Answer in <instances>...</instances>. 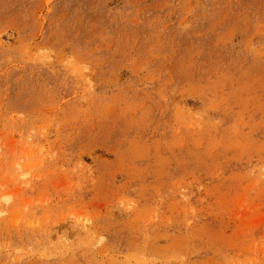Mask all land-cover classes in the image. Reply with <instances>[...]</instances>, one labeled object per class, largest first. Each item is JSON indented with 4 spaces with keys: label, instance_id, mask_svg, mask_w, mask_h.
Instances as JSON below:
<instances>
[{
    "label": "rangeland",
    "instance_id": "obj_1",
    "mask_svg": "<svg viewBox=\"0 0 264 264\" xmlns=\"http://www.w3.org/2000/svg\"><path fill=\"white\" fill-rule=\"evenodd\" d=\"M0 264H264V0H0Z\"/></svg>",
    "mask_w": 264,
    "mask_h": 264
},
{
    "label": "clouds",
    "instance_id": "obj_2",
    "mask_svg": "<svg viewBox=\"0 0 264 264\" xmlns=\"http://www.w3.org/2000/svg\"><path fill=\"white\" fill-rule=\"evenodd\" d=\"M103 240H104V237H100V242H103Z\"/></svg>",
    "mask_w": 264,
    "mask_h": 264
}]
</instances>
